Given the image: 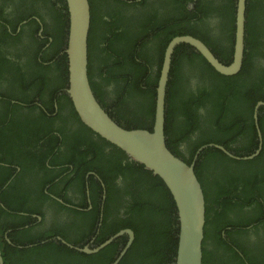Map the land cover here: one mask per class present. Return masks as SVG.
<instances>
[{"label":"flooded vegetation","instance_id":"af4514ba","mask_svg":"<svg viewBox=\"0 0 264 264\" xmlns=\"http://www.w3.org/2000/svg\"><path fill=\"white\" fill-rule=\"evenodd\" d=\"M235 1L237 5V0ZM226 2V0H96L95 6L98 9L101 19V24L98 25L101 26L99 29H105V26H102L104 25L102 21H106L108 8L111 6V12H117L118 15L123 18L127 30L129 27L133 29L134 33L132 37L137 40L139 46L143 41H147L146 48L149 49V57H138L137 61L140 65L138 76L143 83V89L146 91L155 90L157 95L158 83L155 85L149 84V81H154L156 78L148 62L152 60L150 55H155L154 50L162 43V32L165 30L174 28L176 30L186 31L183 28L199 27L198 31L201 32L205 40L190 32L181 36H192L201 41H208L211 46L204 43L220 61L229 64L233 62L234 56L228 61L222 59L224 58L222 55H224L226 51L234 53L236 38V35L234 38V34H231L232 31L230 28L234 27L235 23L232 26L229 20L226 19V14L223 12L226 8ZM248 2L249 0H247V7ZM198 8L201 10L198 11ZM37 20L40 23V20ZM263 20L261 22H256L257 34L255 37L251 38L252 36L249 35V33L246 34L244 51V55L246 56L244 59L245 65L243 63V67H245L247 72L243 76L250 82L256 84L253 89L249 90L245 98L240 97L239 91L236 89L226 90L223 95L222 91L226 86V82L221 80L217 75H215V77L209 72H206L207 69L213 71L215 69L195 48L187 44H182L176 47L173 54V69L171 68L170 71L169 84L172 82L174 89L179 91L181 86L179 76L184 77L189 81V89L192 92L198 93V86H206L210 98L202 105H194L196 108L195 112L192 108H189L188 114L185 115H182L183 112L178 105L180 99L177 97H174L169 104H167L166 108V122L168 108L174 109L170 117H168L167 127L172 126L173 128L174 126L177 131V134L173 133V142H176V144L170 147V149L174 152L177 150L180 155L177 156L185 162L193 163L195 157L198 155L197 164L200 160V155L206 151V153L215 159V162L208 161L203 165L202 178L205 179V184L207 183L211 190L215 187V184L228 186L227 192L229 196L240 191L243 203L242 211L250 216L257 214V205L252 203L251 200V204L248 206H246L244 202L246 198L254 196L246 195L243 197V194H245L243 181H238L235 188L229 184L227 174L234 171L242 162H249L256 158L264 162V133L261 126V120H263L262 125L264 128ZM40 26L38 36L40 38H45L43 35L44 27L42 23ZM254 27L255 24L253 20H248V29ZM67 31L69 32V28L66 25V32ZM17 32H20L19 28ZM66 38L68 40V35H64L62 41L66 42ZM173 39H171V41ZM51 41L52 38H50V41L45 45L43 51L48 48ZM169 44L164 51V61ZM102 46H106V43L102 42L101 46H97V53L102 49ZM63 52H60L59 56L65 54ZM41 59L42 54L39 56V60ZM45 64L49 65L48 63ZM241 71L236 75L227 77H236L242 74ZM214 72L222 75L216 70ZM57 78L58 76L55 80ZM66 78L67 77H65V79ZM67 80L62 83L63 87L59 89V93L62 92L67 94L69 78H67ZM96 81L100 83L102 88H105L107 99L106 104H102V106L111 115V110L115 108L119 102L118 95L116 94V84L114 83L115 85H112L111 92V82L108 81L105 86L101 81L99 73ZM23 97L24 96L21 94L20 100L11 101V104L18 103L22 106L17 110L18 114L15 116L16 118H32L35 112L39 116L43 115L45 117V119L42 118L40 121V125L47 128V136L33 141L35 146L33 149L41 150L48 148L47 141L52 139V136H56L57 139L55 140L56 148L53 154L45 159V164L50 171L45 172L35 168L34 171L19 174L22 171L21 167L13 165V167H16L15 173L11 177V180L4 186L3 190L9 185H12L15 180L14 200L16 203L19 202L20 194L24 193L25 201L24 206L14 207L16 211L11 212L6 203H0L3 216L6 217L5 219L8 222L15 223L13 226L14 233L10 231L11 233L7 232L5 235L7 243L13 247L23 249L33 246L35 242H28V239H32L34 236L41 237L38 241H42V244H45L51 241H59V238L65 240L64 235L66 234L75 239L82 238L80 240L81 244L75 246L82 249L86 246H90L92 250H95L109 241L114 235L126 229L133 230L136 240V230L131 227L125 226L118 230L115 229L113 230V234H108V229H105V235L102 234V230L104 226L106 228L109 225V222L114 216L123 219L130 217V213L128 215L126 214V212H129L127 209V200L131 197L128 195V188L138 182L137 177L139 176L135 175L136 173L132 171L137 170L139 167L134 164V161H132L128 155V157H126L121 154L120 157L115 160L114 155L118 153V151L111 146V143L95 134L81 122L68 94L67 97H65L66 101L62 100L61 103L57 102L59 96H56L53 99V108L50 109L45 107L39 101L40 99L34 100L31 98L26 102ZM142 98L143 95L139 94L135 96L131 94L126 95L124 103L119 105L117 112L114 111L115 115H113V117L116 120L120 119L124 124L138 125L137 122H142V120H144L147 111V108L143 111L144 105L147 107V101L139 106ZM210 100L211 104L219 100L221 103L220 115H216L212 112ZM148 105H150V103H148ZM248 105H251V111L249 110V112L246 113L245 107ZM257 107L259 109L258 113L256 112ZM124 117L125 120H123ZM11 118L12 117H10V119ZM213 129H216L217 132L222 130V143H209V134L210 132L213 133ZM74 133L77 134L73 136ZM253 155L256 156L248 159ZM54 156L56 157V165H53ZM127 166L128 169H126ZM261 166L263 165L256 162L253 164L252 170L256 171L257 168ZM129 168L132 171H130ZM138 173L140 172L138 171ZM25 176L31 178H26ZM145 176H148L146 177L147 179L153 180L152 176ZM142 181L144 182L142 183L143 185L149 183V181L146 180ZM144 198H146L145 190L142 191V199ZM205 200L208 202L210 209L214 208L211 211L213 215L214 210L217 209V204L221 201L206 197V195ZM233 209H238L237 205ZM107 210H109L110 214L109 218L105 221ZM10 213L13 214L10 215ZM231 216L233 218H230L234 221V224L227 226L225 229L224 233H226V238L228 237L227 232H231V237L225 239V248L230 246L233 250V252H231L232 257H241L240 264H252L251 261L260 264L261 257L264 259V223L262 225L260 218L251 219L240 213L238 215L232 214ZM238 216L244 219L243 222L249 221L253 223L247 227L249 232H241L242 227L239 228L238 221L234 219ZM22 218H25V220ZM97 219H99L98 223ZM89 228L92 229L91 232ZM85 231L87 232V236L84 237L85 234L83 235V233ZM18 233L21 234L19 235ZM12 236L17 242L24 245H17L14 243L12 241ZM21 237L27 242L20 241L19 239ZM208 237L210 239L213 237L212 226L210 227ZM118 240L122 242L120 243L121 251L116 253V255H120L125 249L129 243L130 237L125 234L116 239V241ZM116 241H113L103 250L94 254H86L76 250L73 251L92 256L103 253L105 249ZM206 245L208 249H212L210 240L207 241ZM121 262L119 264H121Z\"/></svg>","mask_w":264,"mask_h":264},{"label":"trees","instance_id":"16d2710c","mask_svg":"<svg viewBox=\"0 0 264 264\" xmlns=\"http://www.w3.org/2000/svg\"><path fill=\"white\" fill-rule=\"evenodd\" d=\"M89 1L92 11L89 35V79L95 96L101 105L106 104L107 93L105 88H102L100 83L96 81L98 73L105 86L108 81L111 82V92L112 85L116 84V94L118 95L119 102L111 110V115L109 114L112 118L115 115L114 111L117 112L119 105L124 103L126 95H143L139 106L147 101V107L146 105L143 107V111L145 108H147V111L142 122H137L138 125H131L124 124L120 119H114L127 129H147L152 131L155 120L156 91H146L143 89V83L138 76L140 65L137 61L139 56L141 58L149 57V49L146 48L147 41H143L139 46L137 40L132 37L134 33L133 29L129 27L127 30L123 18L117 12H111V6L108 8L106 21H102V24H104L102 26H105V29H99L101 26L98 25L101 24V19L98 9L95 6L96 0ZM226 1V8L223 12L226 14V19L229 20L230 24L233 26L235 23L236 25V1ZM200 10L198 8V11ZM37 19L40 20V23ZM251 19L255 27L248 29V20ZM263 19L264 0H249L246 34L249 33L252 36L251 38L255 37L257 34L256 22H261ZM25 21L28 22L21 26ZM41 23L44 27L43 35L45 38L38 36ZM66 25L69 28V12L65 0H0V203H6L10 212L16 211L14 207L24 206L25 201L24 193L20 194L19 202L16 203L14 200L15 180L12 185H9L3 190L4 186L11 180V177L15 173L16 167H13V165L21 167L22 171L19 174L34 171L35 168L45 172L50 171L45 164V159L53 154L56 148L55 140L57 139L56 136H52V139L47 141L48 148L41 150L33 149L35 148L33 141L47 136V128L40 125V121L42 118L45 119V117L43 115L39 116L35 112L32 118H16L15 116L18 114L17 110L22 106L18 103L11 104V101L20 100V95L22 94L24 96L23 99H25L24 101L28 102L31 98L34 100L40 99L39 101L49 109L53 108V99L56 96H59V99H57L58 103H61L62 100L66 101L65 97H67V94L58 92L63 87L62 83L67 80L69 74V63L66 54L59 56L60 52H63L67 46V38L66 42L62 41L64 35H68ZM19 27L20 32H17ZM198 28H183L186 31L171 28V30L162 32L163 41L154 50L155 55H150L152 60L148 62L156 78L154 81H149L150 85L158 83L164 61V51L171 39L190 32L205 40L201 32L198 31ZM230 28L232 31L231 34H234L235 38L236 26ZM50 38H52L50 45L43 51V48L50 41ZM102 42L106 43V46H102V49L97 53V46H101ZM205 43L211 46L208 41ZM40 54H42L41 60H39ZM233 54L230 51H226L222 55L224 57L222 59L228 61ZM214 71L211 69L206 70V72H209L213 76L217 75L221 80L226 82V86L222 91L223 95L226 90L236 89L239 91L240 97L245 98L249 90L255 87L256 83L250 82L243 76L247 72L245 67L241 71L242 74L236 77L222 76ZM57 76L58 78L55 80ZM65 77L67 78L65 79ZM179 81L181 83L179 91H176L172 86V82H170L167 104L174 97L179 98L178 105L183 112L182 115L188 114L189 108H192L195 112V106L204 104L210 98L206 86H198V93H196L189 89V81L186 78L179 76ZM214 92L220 94L216 91ZM219 100L212 104L210 100L211 110L216 115H220L221 113V103ZM168 109L166 136L167 145L170 149V147L176 144V142H173V133L177 134V131L174 126L173 128L172 126L167 127L168 117L174 111L173 108ZM249 110L251 111V105L245 107L246 113ZM10 117L12 118L10 119ZM123 120H125V117ZM262 123L263 120H261V126L264 133ZM212 131L214 134L210 132L209 143H222V130L217 132L216 129H213ZM76 134L74 133L73 136ZM111 146L118 151L114 155L115 160L121 154L128 157L119 148L112 144ZM174 153L179 155L177 150ZM53 159V165H56V157L54 156ZM208 161L214 163L215 159L204 151L200 155V160L196 166V174L201 180L200 182L206 197H211L221 202L217 204V209L214 210L212 215L211 211L214 208L210 209L208 202L205 200L207 225L205 226V240L203 242V264H240L241 257H232L231 252L233 250L230 246L225 248V239L231 237V232H227V238L224 232L227 226L234 224V221L231 219L233 218L231 216L232 214L238 215L240 213L251 219L260 218L263 225L264 162L259 158L249 162H242L234 171L227 174L229 178L228 182L233 187L236 186L238 181H243L245 193L243 197L246 195L254 196L246 198L244 202L248 206L251 204V200L252 203L257 205V210L255 207L257 214L250 216L242 211L243 203L240 191L229 196L227 192L228 186L215 184V187L211 190L208 184H205V179L202 178V171L204 169L203 165ZM256 162L263 166L253 171V164ZM187 163L191 164L190 162ZM134 164L139 168L134 171L130 168L129 170L136 173L135 175L139 177H137L138 182L128 188V195L131 197L127 200V209L129 212H126V214L128 215L130 213V217L123 219L114 216L109 222V225L106 228L105 226L103 227L102 234L105 235V229H108V234H113V230H118L125 226L136 230V240L121 264H175L180 229L174 199L163 180L146 170L143 165L135 162ZM126 169H128V166ZM145 175L152 176L153 180L147 179L146 177L148 176ZM142 180L149 181V183L143 185L142 183L144 182ZM143 190L146 192V198L144 199H142ZM236 205L238 209H233ZM12 214L10 213V215ZM109 214L110 212L107 210L105 221L109 218ZM5 218L0 204V246L5 264H112L118 256L116 253L121 251L120 243L122 242L118 240L105 249L103 253L87 256L71 250L59 241L42 244V241H38L41 239L39 236L28 239V242H35L32 247L19 249L11 246L5 240L7 232L13 231L14 233L13 226L15 224L8 222ZM22 219L25 220V218ZM234 219L238 221L239 228L242 227V233L249 232L247 227L253 223L249 221L243 222L244 219L239 216ZM211 226L213 237L210 239L208 233ZM89 231L91 232L92 229L89 228ZM18 234L20 235L21 233ZM83 235L84 237L87 236V232L85 231ZM64 238L71 244H81L80 240L82 238L75 239L66 234ZM19 240L27 242L22 237ZM208 240L211 241V250L206 245ZM12 241L17 245H24L17 242L13 236ZM251 263L257 264L253 261ZM260 264H264L262 257Z\"/></svg>","mask_w":264,"mask_h":264},{"label":"water","instance_id":"95a60500","mask_svg":"<svg viewBox=\"0 0 264 264\" xmlns=\"http://www.w3.org/2000/svg\"><path fill=\"white\" fill-rule=\"evenodd\" d=\"M65 1L69 12L67 47L63 52L69 63L67 94L71 98L81 122L95 134L123 151L132 161L143 165L146 170L164 181L178 212L180 231L175 264H203L206 201L201 180L196 174L198 155L193 163L188 164L171 151L167 145V89L174 59L173 54L176 47L182 44L195 48L218 73L224 76H233L241 71L246 56L244 51L247 0H237L235 51L232 63L227 65L221 62L204 42L195 37L179 36L170 42L157 85L155 120L152 131L125 128L112 118L99 103L89 79V35L92 22L90 1ZM27 22H23L21 26ZM258 110L257 107V113ZM125 234L130 237L129 243L113 263L119 264L135 240V234L131 229L119 232L95 250H92L90 246L82 249L67 243L62 238H59V241L72 250L94 254ZM0 264H5L1 248Z\"/></svg>","mask_w":264,"mask_h":264},{"label":"clouds","instance_id":"9594fccd","mask_svg":"<svg viewBox=\"0 0 264 264\" xmlns=\"http://www.w3.org/2000/svg\"><path fill=\"white\" fill-rule=\"evenodd\" d=\"M236 9H237V5H236ZM236 17H237V14H236ZM236 26V25H235ZM245 29H247V11H246V26H245ZM235 35H236V33H235ZM245 40H246V37H245ZM67 47V46H66ZM65 47V48H66ZM234 56V55H233ZM245 59V58H244ZM220 60V59H219Z\"/></svg>","mask_w":264,"mask_h":264}]
</instances>
